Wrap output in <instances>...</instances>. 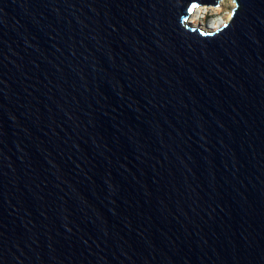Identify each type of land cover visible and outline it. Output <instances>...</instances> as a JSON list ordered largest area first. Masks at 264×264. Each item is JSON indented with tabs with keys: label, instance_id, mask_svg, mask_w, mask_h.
Instances as JSON below:
<instances>
[{
	"label": "water",
	"instance_id": "water-1",
	"mask_svg": "<svg viewBox=\"0 0 264 264\" xmlns=\"http://www.w3.org/2000/svg\"><path fill=\"white\" fill-rule=\"evenodd\" d=\"M0 0V264H264V0Z\"/></svg>",
	"mask_w": 264,
	"mask_h": 264
},
{
	"label": "rangeland",
	"instance_id": "rangeland-1",
	"mask_svg": "<svg viewBox=\"0 0 264 264\" xmlns=\"http://www.w3.org/2000/svg\"><path fill=\"white\" fill-rule=\"evenodd\" d=\"M219 3H221L219 9L217 10H211L209 8L206 9H200L197 12V23L195 25H199V27L206 26L210 22H216L218 24L219 22H226L230 15V11L233 7L232 0H220ZM208 7H214V6H208ZM198 8V7H197ZM196 9V8H195Z\"/></svg>",
	"mask_w": 264,
	"mask_h": 264
},
{
	"label": "bare ground",
	"instance_id": "bare-ground-1",
	"mask_svg": "<svg viewBox=\"0 0 264 264\" xmlns=\"http://www.w3.org/2000/svg\"><path fill=\"white\" fill-rule=\"evenodd\" d=\"M220 5H221V3H218V5L217 6H214V7H195L193 10H192V12H191V14L189 15V17L187 18V23H188V25H190L191 27H194V26H197V25H195L196 23H197V20H198V18H197V12H198V10H200V9H206V8H209V9H213V10H217V9H219V7H220ZM225 23V22H224ZM223 22H219L218 24H216V22H210L209 24H207L206 26H203L202 28L204 29V30H208V31H213V30H215V29H217L218 27H220L221 25H223L224 24ZM200 24H198V26H199Z\"/></svg>",
	"mask_w": 264,
	"mask_h": 264
}]
</instances>
